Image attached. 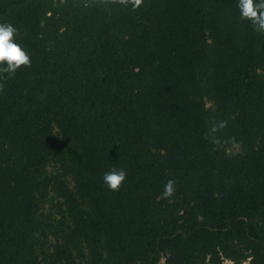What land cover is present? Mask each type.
I'll return each instance as SVG.
<instances>
[{
    "label": "trees",
    "instance_id": "1",
    "mask_svg": "<svg viewBox=\"0 0 264 264\" xmlns=\"http://www.w3.org/2000/svg\"><path fill=\"white\" fill-rule=\"evenodd\" d=\"M238 3L0 0L31 61L0 79V264H264V35Z\"/></svg>",
    "mask_w": 264,
    "mask_h": 264
},
{
    "label": "clouds",
    "instance_id": "2",
    "mask_svg": "<svg viewBox=\"0 0 264 264\" xmlns=\"http://www.w3.org/2000/svg\"><path fill=\"white\" fill-rule=\"evenodd\" d=\"M99 0H89V4L95 5ZM120 4H133L139 6L142 0H118ZM238 8L242 20H247L253 27V31L264 35V0H239ZM17 29L11 24H0V79L14 75L21 66L28 67L31 64L30 57L15 42ZM2 87V85H0ZM223 126V125H221ZM127 173L123 169L112 168L103 176V182L109 191H119L125 181ZM175 181L168 180L161 193L162 198L171 197L174 192Z\"/></svg>",
    "mask_w": 264,
    "mask_h": 264
},
{
    "label": "rangeland",
    "instance_id": "3",
    "mask_svg": "<svg viewBox=\"0 0 264 264\" xmlns=\"http://www.w3.org/2000/svg\"><path fill=\"white\" fill-rule=\"evenodd\" d=\"M208 106H209V105H208ZM55 218H58V216H55ZM224 264H229V263L225 262Z\"/></svg>",
    "mask_w": 264,
    "mask_h": 264
}]
</instances>
